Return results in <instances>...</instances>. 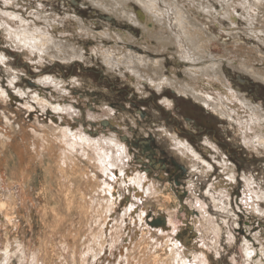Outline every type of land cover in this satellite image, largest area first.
Listing matches in <instances>:
<instances>
[{
	"label": "bare ground",
	"instance_id": "1",
	"mask_svg": "<svg viewBox=\"0 0 264 264\" xmlns=\"http://www.w3.org/2000/svg\"><path fill=\"white\" fill-rule=\"evenodd\" d=\"M0 1L3 6V9L0 8V35L11 47L25 51L27 59L33 60L37 55L40 64L44 57L65 62L74 57L83 59L82 50L75 48L74 40L65 38V35L79 38L100 37L97 44H90V52L99 56L107 65L110 76L117 74L123 80L126 79L140 96L145 94L142 86L147 81L157 92L170 88L167 90L170 94L182 95L188 99L190 97L196 104L208 108L216 119L224 120L227 127L239 137L242 147L250 150L253 155L254 152L256 155L264 154V111L259 105L252 104V100H248L249 95H241L239 90H235L225 73L226 67H229L234 72L246 75L248 80L241 79L240 76L238 79L245 82L247 87H252L253 82L264 84V0H215L219 3V11H214V7L200 0H134L139 4L140 11L132 9L129 0H89L101 10L139 28L136 31L131 26H125V33L113 32L107 28L96 33L98 35L91 34L92 30L81 20L76 22L77 25L70 26L69 31L64 26L58 30L62 23L57 15L45 16L38 9L29 13V18L22 17L8 10V6H14L16 0ZM195 3L198 7L194 6ZM190 7L204 14L205 22L198 19V16L203 15L195 13ZM207 18H213L216 28L222 32V20L228 23L224 32L232 41L228 47L222 46L224 53L219 56H214L212 52L218 40L206 28V25L213 23L212 20L209 23ZM239 20L243 21L240 25L242 28H239ZM14 24L18 26V30L13 28ZM135 34H140V40L135 39ZM243 38L250 41L244 43ZM161 54L162 57L169 56L182 69L181 74L174 70L169 75L165 74L163 61L170 62L166 59L159 60L157 55ZM0 57L3 60L2 54ZM118 71H124L122 73L128 74L129 78ZM7 74L8 77L11 76L8 70ZM13 75L9 82L14 86L18 77ZM33 77L37 79V85L42 86L46 92L52 90L54 95L61 96V99H52V92L46 95L41 89L37 93L25 95L18 92L27 108H33L29 105L30 101L39 111L46 113V117L50 116L48 121L61 135L59 140L62 148L58 156L63 166H53L57 167V172L53 177V209L52 212L49 211L50 217H53L51 232L59 241L58 253L50 256L45 251L44 254L32 257V261L36 264H208L206 252L201 251L199 256L202 258L199 260L192 259L197 258L198 254L192 255V258L189 256L190 239L181 228L183 215L178 216L177 211H174L179 203L170 188L164 187L165 191H161L160 184L152 181L144 170L142 173L136 165H144L141 157L139 158L140 154L134 153L132 158V153L127 150V143H122L123 139L103 136L108 131H121L119 128L123 125L113 115L114 111L106 104L98 106L97 111L91 107L93 105L86 106V99L80 100L86 110L100 114L96 118L92 116L91 120L95 121L84 122L82 115L78 117L84 111L79 110L74 102L79 99L74 98L72 91L67 90V82L51 77L39 79L38 75ZM69 83L76 86L79 84L78 80L73 81L72 78L67 85ZM0 96H4L2 90ZM161 103L167 109L159 107L161 110L172 113L171 106L175 102L164 99ZM87 125L95 130L83 129ZM124 133L127 134L126 130ZM172 133L170 141L174 143L175 153L187 160L184 163H188L193 172L200 169V176L208 177L215 167L209 160L218 158L221 161L220 156L223 154L218 147L210 139L204 140L203 154L209 157L206 160L189 142L180 139L179 135L177 137L174 131ZM34 134L36 135V131ZM3 137L0 134L2 156L4 148H9ZM150 141L140 144L141 151L149 146ZM220 161L219 166L227 175V186L236 184L235 168L228 166L225 158ZM151 164L154 165L153 162ZM1 175L0 173V224L3 226L2 231L10 228L17 232L21 225L18 212L23 207L25 187L21 184L3 183L4 175ZM240 176L243 178V175ZM242 181L244 190L241 206L246 208L249 215L257 213L264 216V210L259 205L260 201L264 202V190L259 192V188L258 191L253 189L257 183L252 180L243 178ZM39 187V197L42 202L45 201L41 214L46 215V204L49 203L51 191L44 183ZM218 191V195L222 197H214L213 191L209 195L211 194L216 210L221 212L225 208L222 200L227 193L224 188ZM156 203H161L162 210L154 208ZM193 204L194 211L200 216L197 220L193 219V227L203 235L201 237L217 244L222 227L206 212L201 199L197 198ZM241 206L237 205V208ZM185 227L186 230H192L187 225ZM151 242L153 243L150 244ZM201 243L208 247L206 242ZM252 247L246 241L240 249L246 258V264L254 262V255L259 258L253 264H264L263 246L259 252L252 250ZM15 250L21 251L19 243L13 249L5 247L4 255L0 254V264H9ZM22 262L20 258L19 264H23Z\"/></svg>",
	"mask_w": 264,
	"mask_h": 264
},
{
	"label": "rangeland",
	"instance_id": "2",
	"mask_svg": "<svg viewBox=\"0 0 264 264\" xmlns=\"http://www.w3.org/2000/svg\"><path fill=\"white\" fill-rule=\"evenodd\" d=\"M200 1L214 7V11H219V3L215 0ZM15 3L14 6H8V10L22 17L29 18V13L38 9L45 16L57 15L58 20L62 23L59 26L57 25L58 30L64 26L69 31L70 26L77 25L76 22L81 20L92 30L93 33L91 34L93 35H98L96 33L103 32L107 28L113 32L125 33V26H131L139 31L138 27L101 10L89 0H16ZM128 3L132 9L140 11V6L136 1L129 0ZM194 6L198 7L196 3ZM0 8L3 9L1 1ZM189 9H192L195 13L198 12L194 7ZM198 13L203 15L198 16V19L205 22L204 14ZM208 20L209 23L210 20L213 23L206 25V28L210 31L209 33L216 35L218 40L212 52L214 56H219L224 53L222 46L228 47V44L232 41L224 32L228 27V23L226 20H222L224 30L222 32L216 28L215 25L217 24H215L213 18ZM242 23L243 21H238L239 26ZM13 28L18 30L16 24L13 25ZM239 28H242V26ZM73 29L71 31L77 34ZM68 37L70 40H74L75 48L82 50L81 56L83 59L74 57L69 62H65L57 58L48 59L44 57L45 59L43 58V62L40 64L37 55L33 60L27 59L25 51L14 46L11 47L0 35V54L3 55V60L0 57V90L4 95L3 97L0 96V134L4 136L3 140L9 144V148H4V155L0 154L3 158L0 159V173L4 175H1L4 180L3 183L21 184L25 187L22 195L23 207L19 210L20 213L18 212L19 218H21L20 229L17 232L10 228L2 231L3 226L1 227L0 224V254L4 255L5 247L13 249L15 244L19 243L21 251L17 252L15 250L14 253L12 252V258L9 262L19 264L21 258L23 264H36L32 261V257L44 254L45 251L50 256H55L59 249L58 237H54L51 232L53 217H50V212L53 209V202H51L53 177L57 172V167L53 168V166H63L60 163V156H58L62 148V143L59 140L61 135L48 121L49 115L46 117V113L39 111L35 104L30 101L29 105L33 108H27L23 97L18 96V92L25 95L30 92L37 93L41 89L45 91V94L47 93L46 95L52 92V94L50 93L52 99L56 97L61 99V96L54 95L52 90L46 92L42 86L37 85V79L33 76L38 75L39 79L51 77L67 83L70 82L71 78L73 81L78 80L79 84L77 83V86L76 84L71 85L69 83L70 85H67L66 83V87L68 91H72L74 98L79 99L78 102L75 100L74 102L79 110L84 111L82 114L78 112V117L82 115L84 122L88 120L93 122L95 120H91L92 116L95 118L100 116L99 113L93 114L92 111L85 109L84 104H81L85 99L86 106L93 105L91 107L97 111H99L98 106L102 104L108 105V108L114 111L112 112L113 115L119 120V124L123 125L122 128H119L121 131L113 133L108 131L109 134L105 132L107 134L103 136L113 137L115 140L117 138L123 139L122 143H127V150L132 153H129L132 158L136 153L140 154L139 158L141 157L143 164L146 166L136 165L142 170V173L144 170L146 174L150 175L152 181L160 184L161 191H165L163 190L164 187L170 188V192L178 198L179 206L174 211H177L178 216L183 215L181 228L186 231L185 235L188 234L190 239L191 253H189V256L192 258V255L198 254L197 258L192 259H201L202 257L199 255L203 251L209 257L208 264H246V258L240 250L242 244L247 241L253 246L252 250H256V252H259L262 246L264 248V216H259L257 213H254L256 215H249L245 211L246 208L241 206L243 205L242 193L244 190L242 179L246 178L257 183L252 187L253 189L258 191L257 188H259V192L264 190V154L256 155L254 152L253 155L250 150L242 147V144L238 141L239 137L227 127L224 120L219 119V121L202 108L200 111L198 106L194 105L196 102H193L190 97L188 99L182 95L170 94L167 91L170 88H164L161 92H157L151 88L147 81L142 86L145 89V94L140 96V93L136 92L126 79L123 80L117 74L110 76L107 65L99 56L90 52V44L92 42L97 44L101 40L100 37L79 38V36L70 37L69 34L65 35V38ZM140 37V34H135L136 40H140ZM243 41L246 43L250 40L243 38ZM131 47L137 48L134 45H131ZM157 56H159L157 57L159 60L166 59L170 62L167 63L162 60L165 65V74L169 75L171 70L181 74L182 69L175 62H172L169 56L166 55L165 57L163 55L162 57V54ZM7 70L11 74L9 77ZM118 72L124 74L122 73L124 71ZM225 73L235 90H239L241 95H249V99H247L252 100V104L259 105L260 107H258L264 111V84L252 81V87H247L238 82L239 76L241 79L248 80L249 78L246 75L237 71L234 72L229 67H226ZM13 74L18 77L14 86L9 82L11 77H14ZM124 75L129 78L128 74ZM164 99L175 102L174 106H171L173 107L172 113L160 109L167 110L165 105L161 103ZM207 114L208 116H206ZM185 118L190 120L192 124L194 123L192 118H194L196 125L202 126V131L196 133L195 131L198 129L195 124H193V128H190L189 123L191 122H187ZM88 127L89 125L83 127V129L95 130L91 126ZM101 128L104 129L102 125ZM125 130L127 134L124 133ZM34 131H36V135ZM173 131L177 134V137L179 135L180 139L183 138V141L189 142L201 155L204 153L202 148H204L205 139H210L215 145L217 144L216 147L223 154L222 157L220 156L221 161L218 158L209 160V157L203 154L205 159L215 166L208 177H201L200 169L193 172L191 167H188V163H184L187 160L181 157L182 160L180 155L175 153L174 143L170 141V135L173 134ZM99 135L98 137H100ZM144 141H150V143L149 146H145L144 151H141L140 144ZM41 145L42 147H40ZM223 157L228 166L235 168L237 185L227 186L229 184L227 175L224 174L225 172L223 173V169L218 163L219 161L222 162ZM52 161L53 163L50 164ZM152 162L154 165L151 164ZM240 175H243V178ZM40 179L42 180L39 182ZM222 181H225V183ZM43 183L51 191L49 203L46 204V215L41 214L45 201L42 202L39 197V185L41 186ZM223 188L227 195L223 198V202L221 201L225 203V208L220 212L214 207V201L209 193L213 191V196L220 198L222 196L218 195V190ZM207 191H209L208 194ZM122 192L125 193V190H122ZM118 194H121L120 191ZM128 195H130L129 192ZM197 198L204 202L205 210L210 217L214 218V222L222 227L217 244L201 237L203 235H200L197 228L193 227V219L197 220L200 217L193 209V203L196 202ZM237 205L241 207L237 208ZM259 205L260 209L264 210V202L260 201ZM154 208L162 210L161 203H156ZM186 225L192 230H186ZM202 241L206 242L208 247H204ZM23 249L25 252H23ZM254 258V262H251V264L255 263L259 257L254 255ZM40 264H52V262H40Z\"/></svg>",
	"mask_w": 264,
	"mask_h": 264
},
{
	"label": "flooded vegetation",
	"instance_id": "3",
	"mask_svg": "<svg viewBox=\"0 0 264 264\" xmlns=\"http://www.w3.org/2000/svg\"><path fill=\"white\" fill-rule=\"evenodd\" d=\"M238 82L240 83V84H242V85H244V83L242 82V81H239V79H238ZM252 94V93H251ZM194 105H196V107L198 106V109L201 111V108L203 109V110H205L206 111V113L208 112L209 113V109L207 108H205L204 106H201V104H195L194 103ZM211 114V113H210ZM213 114V113H212ZM206 116H208V114L206 115ZM185 120H187V122L188 121H190V120H188L187 118H185ZM192 121L194 122L193 124H195V127L198 129L197 131H195L196 133H198L199 131H202V129L203 128H201L202 126H197L196 125V121H195V119L194 118H192ZM191 122V121H190ZM190 124V128H193V124H192V122L191 123H189ZM215 140V139H214ZM217 145V144H216ZM212 152H214V150H212Z\"/></svg>",
	"mask_w": 264,
	"mask_h": 264
}]
</instances>
